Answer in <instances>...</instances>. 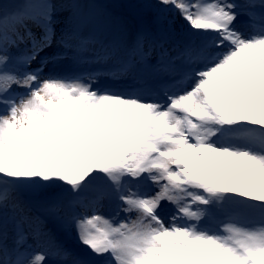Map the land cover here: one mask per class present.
Returning a JSON list of instances; mask_svg holds the SVG:
<instances>
[{
  "label": "snow or ice",
  "instance_id": "1",
  "mask_svg": "<svg viewBox=\"0 0 264 264\" xmlns=\"http://www.w3.org/2000/svg\"><path fill=\"white\" fill-rule=\"evenodd\" d=\"M137 7L0 0V264H264V0Z\"/></svg>",
  "mask_w": 264,
  "mask_h": 264
},
{
  "label": "rangeland",
  "instance_id": "2",
  "mask_svg": "<svg viewBox=\"0 0 264 264\" xmlns=\"http://www.w3.org/2000/svg\"><path fill=\"white\" fill-rule=\"evenodd\" d=\"M14 2H19V0H14ZM100 2L107 5L106 11L108 15L104 17V20L110 35L119 34L126 29L131 37L140 27L139 25L142 26L147 23L146 15L137 7L143 0H100ZM64 63L70 65L71 62L66 61ZM51 194L49 191L28 192L23 194V199L27 202L38 204ZM61 239L69 246H75L76 244L74 234L61 236Z\"/></svg>",
  "mask_w": 264,
  "mask_h": 264
}]
</instances>
